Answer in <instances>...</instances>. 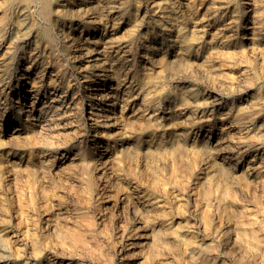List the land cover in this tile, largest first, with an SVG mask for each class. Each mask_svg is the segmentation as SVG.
Wrapping results in <instances>:
<instances>
[{"label":"bare ground","instance_id":"1","mask_svg":"<svg viewBox=\"0 0 264 264\" xmlns=\"http://www.w3.org/2000/svg\"><path fill=\"white\" fill-rule=\"evenodd\" d=\"M258 191L264 0H0L6 264H264Z\"/></svg>","mask_w":264,"mask_h":264},{"label":"rangeland","instance_id":"2","mask_svg":"<svg viewBox=\"0 0 264 264\" xmlns=\"http://www.w3.org/2000/svg\"><path fill=\"white\" fill-rule=\"evenodd\" d=\"M75 177L76 178H79L80 176H79V174H76L75 175ZM81 178V177H80ZM79 180H81V179H79ZM260 191H258L257 193H256V195L254 196V199H253V201L254 202H250V208L252 207V209H254V210H258L259 212L261 211V207H262V203H263V200H264V194L262 193H259ZM259 193V194H258ZM258 194V195H257ZM257 197H258V199H257ZM260 197V198H259ZM256 198V199H255ZM262 202V203H261ZM259 214H261V213H259ZM261 218H262V215H261ZM108 229H112V227L110 228H108ZM99 238L101 239V237L99 236ZM3 253H6V252H3V251H1L0 250V259L3 257ZM103 253H105L104 251H103ZM8 253H6L4 256H5V258L3 257L2 258V260H0V264H6L4 261H7V259H9L10 258V255H7ZM2 255V256H1ZM102 255H104V254H102ZM100 256L99 254L98 255H93V256H91V257H85L89 262H88V264H106V262H104V260H105V258L106 257H104V256ZM8 257V258H7ZM94 257V258H93ZM97 257V258H96ZM100 258H102V260L100 259ZM5 259V260H4ZM104 259V260H103Z\"/></svg>","mask_w":264,"mask_h":264}]
</instances>
